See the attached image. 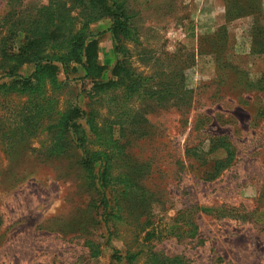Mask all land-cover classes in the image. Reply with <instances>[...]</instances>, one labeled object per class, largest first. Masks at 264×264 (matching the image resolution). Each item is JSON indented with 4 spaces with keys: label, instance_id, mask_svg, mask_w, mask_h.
Wrapping results in <instances>:
<instances>
[{
    "label": "rangeland",
    "instance_id": "374dc122",
    "mask_svg": "<svg viewBox=\"0 0 264 264\" xmlns=\"http://www.w3.org/2000/svg\"><path fill=\"white\" fill-rule=\"evenodd\" d=\"M51 1L14 0L13 7L25 20ZM118 1L133 32L118 53L109 18L89 27L107 68L102 80L112 79L119 59L156 78L160 64L181 71L190 99L120 100L112 113L106 101L90 107L92 83L79 65L54 84L42 78L36 91L12 89L0 67V264H264V54L252 51L258 22L227 19L224 0ZM11 9L12 0H0V46ZM84 9L78 4L73 15ZM33 69L19 73L26 78ZM77 105L98 114L116 209H95L80 151L57 127V113ZM82 124L88 150L99 149Z\"/></svg>",
    "mask_w": 264,
    "mask_h": 264
},
{
    "label": "trees",
    "instance_id": "16d2710c",
    "mask_svg": "<svg viewBox=\"0 0 264 264\" xmlns=\"http://www.w3.org/2000/svg\"><path fill=\"white\" fill-rule=\"evenodd\" d=\"M120 2L52 0L48 5L37 7L30 17L23 20L20 18L22 15L14 9L12 0L10 15L1 26L0 67L5 70L1 79H10L9 85L12 89L19 87L25 91H36L41 81L48 78L53 80L54 84L61 72L68 74L70 69L78 72L79 69L73 65H79L83 72L82 78L89 79L92 83L90 107L92 104L102 105L106 101L111 112L118 113L121 109L118 104L120 100H138L161 105H167L172 100H177L178 104L189 101L190 93L183 87L181 71L170 68L166 70L160 64H157L159 78H156L153 75L148 77L135 73L126 59H119L111 70L112 79L102 80L107 68L98 61V39H95L97 35L92 33L89 27L93 22L109 18L111 26L107 32L112 35L115 51L118 53L122 49L118 45L121 38H132L133 35L130 15ZM224 2L227 19L252 16L256 22L262 21L252 30L255 37L252 51L254 54H264V0H246L242 4L237 0ZM78 4L83 5L85 9L82 14L74 16L73 10ZM222 32H225L224 27L219 30L218 35ZM20 33L24 35L21 46L12 49ZM25 65L34 66L33 72L26 78L19 73L20 68ZM3 86L4 82L1 83L0 90ZM104 97L106 99H103ZM97 116L93 109L87 112L77 105L57 113V127L64 136L63 141L68 139L80 151L77 163L84 175L86 189L95 201V209L101 207L106 211L118 208L119 204L114 201L115 195L111 196V159L108 161V151L102 149L106 146L107 139L101 137L102 133L96 126ZM83 121L97 135L95 143L99 144V149L88 150L87 146L88 143L92 144V138L83 128ZM127 122L130 127L132 123ZM224 142L219 147L228 150L230 154ZM215 165L223 168L228 165V161H219ZM260 201L263 205L264 198L261 197Z\"/></svg>",
    "mask_w": 264,
    "mask_h": 264
}]
</instances>
